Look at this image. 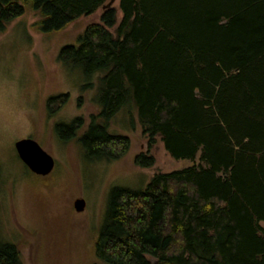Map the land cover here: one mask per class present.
<instances>
[{"label":"trees","instance_id":"1","mask_svg":"<svg viewBox=\"0 0 264 264\" xmlns=\"http://www.w3.org/2000/svg\"><path fill=\"white\" fill-rule=\"evenodd\" d=\"M106 3L0 0V32L26 11L44 33L102 11L59 56L98 76L100 111L82 134L83 117L58 123L61 139L77 138L86 157L120 159L131 139L108 127L131 102L150 146L159 137L172 158L194 161L142 190L112 189L97 264H264V0ZM135 164L155 157L142 152ZM0 264H24L15 244L0 241Z\"/></svg>","mask_w":264,"mask_h":264},{"label":"rangeland","instance_id":"2","mask_svg":"<svg viewBox=\"0 0 264 264\" xmlns=\"http://www.w3.org/2000/svg\"><path fill=\"white\" fill-rule=\"evenodd\" d=\"M118 5L119 0L112 4ZM101 14L100 9L59 31L44 33L36 24L39 14L31 10L0 32V241L15 244L24 264H97L95 245L112 189L139 191L159 172L194 164L172 158L159 137L150 146L131 102L108 127L131 139L129 152L120 159L86 157L77 138L61 139L57 134L58 123L83 117L78 131L82 134L100 111L94 100L98 76L84 74L59 56L64 46L78 44L79 35L89 24L100 22ZM88 83L92 87H84ZM26 137L55 158L49 175L32 172L20 158L15 144ZM147 151L155 164L141 168L135 158ZM79 198L86 202L82 211L75 208Z\"/></svg>","mask_w":264,"mask_h":264},{"label":"water","instance_id":"3","mask_svg":"<svg viewBox=\"0 0 264 264\" xmlns=\"http://www.w3.org/2000/svg\"><path fill=\"white\" fill-rule=\"evenodd\" d=\"M115 0H110L104 7H111ZM16 150L27 165L34 173L40 175H49L55 167V158L48 153L35 139L31 137L22 138L16 141ZM86 202L79 198L75 201V208L78 211L84 210Z\"/></svg>","mask_w":264,"mask_h":264}]
</instances>
